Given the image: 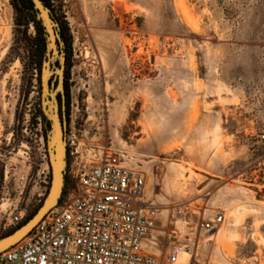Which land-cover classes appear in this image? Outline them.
<instances>
[{
    "label": "rangeland",
    "instance_id": "obj_1",
    "mask_svg": "<svg viewBox=\"0 0 264 264\" xmlns=\"http://www.w3.org/2000/svg\"><path fill=\"white\" fill-rule=\"evenodd\" d=\"M15 4L0 0V239L15 228L6 226L12 214L33 216L48 194L42 69L48 59L56 87L61 67L47 48H34L32 17L20 19ZM50 4L68 29L65 39L59 29L67 148L60 199L76 188V156L114 146L145 172V200L160 208L149 240L158 254L176 226L200 239L196 255L178 264H264L263 0ZM218 211L224 222L203 230Z\"/></svg>",
    "mask_w": 264,
    "mask_h": 264
},
{
    "label": "built area",
    "instance_id": "obj_2",
    "mask_svg": "<svg viewBox=\"0 0 264 264\" xmlns=\"http://www.w3.org/2000/svg\"><path fill=\"white\" fill-rule=\"evenodd\" d=\"M76 142L74 136L67 140L69 149L75 147L72 155L79 154ZM131 158L114 146L76 156L69 169L76 188L26 237L1 251L0 264H178L183 254L196 255L199 239L176 226L167 232L166 252L148 251L160 208L144 199L146 174L126 164ZM174 212L181 217L184 209ZM22 220V213H14L6 226ZM224 220L218 211L201 228L211 231Z\"/></svg>",
    "mask_w": 264,
    "mask_h": 264
},
{
    "label": "water",
    "instance_id": "obj_3",
    "mask_svg": "<svg viewBox=\"0 0 264 264\" xmlns=\"http://www.w3.org/2000/svg\"><path fill=\"white\" fill-rule=\"evenodd\" d=\"M36 17L41 21L47 40V56H57L60 59L61 67L56 70L58 83L56 87L51 84V64L48 59L44 62L42 69L43 89V112L49 122L47 133V146L49 164L51 169V184L48 194L37 212L22 226L14 232L0 239V252L26 237L32 229L59 203L66 182V119L60 113L58 94L64 93V63L65 55L60 50L62 45L59 33V24L53 17L50 8L42 0H32Z\"/></svg>",
    "mask_w": 264,
    "mask_h": 264
},
{
    "label": "trees",
    "instance_id": "obj_4",
    "mask_svg": "<svg viewBox=\"0 0 264 264\" xmlns=\"http://www.w3.org/2000/svg\"><path fill=\"white\" fill-rule=\"evenodd\" d=\"M42 1L48 7H51L50 0H42ZM263 3H264V0H263ZM15 8H16V10L18 11V13L20 15V19H25V18H27L29 16L32 17V22H34L35 27H36V29L38 31V37L36 38V40L34 42V48H36V49L37 48H41V49H43V51H45V49L47 48V40H46L45 30H44V27H43L41 21L38 20L37 17H36V11H35V8H34L32 0H16ZM53 17L55 18L54 15H53ZM20 25H22V23H20ZM60 26H61L60 28L62 29V33L61 34H62V36L65 39L66 38L65 36H66V33L68 32V29L66 27H64L62 23H60ZM40 57H42V53H41ZM39 61H41V59H39ZM42 117H43V119L45 121H47V118H46V116L43 113H42ZM48 124H49V122H48ZM31 217H32V215H30L26 219L22 220L15 228H19L20 226H22ZM15 228L10 229L3 236L11 234L12 232H14L16 230Z\"/></svg>",
    "mask_w": 264,
    "mask_h": 264
},
{
    "label": "crops",
    "instance_id": "obj_5",
    "mask_svg": "<svg viewBox=\"0 0 264 264\" xmlns=\"http://www.w3.org/2000/svg\"><path fill=\"white\" fill-rule=\"evenodd\" d=\"M146 185H147V181H146ZM145 192H146V191H145ZM145 197H146V196H145ZM145 197H144V199H145ZM154 241H155L154 243L157 244V241H158V240H154ZM199 241H200V239H199ZM147 249H148V251H150V252H152V253H155V254H158L157 251L160 252L159 248L157 249V248L150 247V244H149V243L147 244ZM160 254H161V253H160Z\"/></svg>",
    "mask_w": 264,
    "mask_h": 264
},
{
    "label": "flooded vegetation",
    "instance_id": "obj_6",
    "mask_svg": "<svg viewBox=\"0 0 264 264\" xmlns=\"http://www.w3.org/2000/svg\"><path fill=\"white\" fill-rule=\"evenodd\" d=\"M60 100H61V115L63 116V114H64V108H63V106H62V103H64V97H63V95H60Z\"/></svg>",
    "mask_w": 264,
    "mask_h": 264
}]
</instances>
